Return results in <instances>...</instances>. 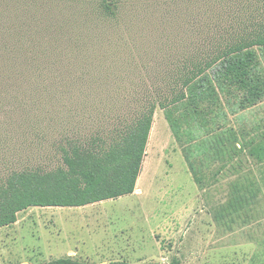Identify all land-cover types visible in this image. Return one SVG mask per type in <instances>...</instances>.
<instances>
[{"label":"rangeland","instance_id":"374dc122","mask_svg":"<svg viewBox=\"0 0 264 264\" xmlns=\"http://www.w3.org/2000/svg\"><path fill=\"white\" fill-rule=\"evenodd\" d=\"M261 1L117 0L118 17L109 19L101 0H0V73L8 85L0 87V177L60 166L61 137L111 130L148 92L167 93L168 74L181 72L183 57L218 37L210 22L226 24L233 9L245 14ZM221 103L228 113L222 130L195 127L187 135L183 124L180 139L157 108L134 196L21 212L0 229V264L67 257L90 264H169L174 257L181 264H264L260 220L253 215L250 229H232L228 221L229 213L246 211L248 199L229 190L246 182L264 191V162L250 153L264 138V101L237 114L230 110L235 97L221 96ZM242 173L246 181L232 179ZM216 184L222 194L211 207L204 193ZM256 195L249 201H264V193ZM246 212L260 218L264 207Z\"/></svg>","mask_w":264,"mask_h":264},{"label":"trees","instance_id":"16d2710c","mask_svg":"<svg viewBox=\"0 0 264 264\" xmlns=\"http://www.w3.org/2000/svg\"><path fill=\"white\" fill-rule=\"evenodd\" d=\"M98 8L109 19L118 17L120 9L117 0H101ZM229 14L227 25L210 22L208 27L215 29L218 37L206 43L202 53L184 56L181 72L168 74L172 84L167 93L161 89L157 98L148 92L135 101L137 108L129 111L131 115L121 118L111 130L78 138L65 134L56 144L61 158L57 168L12 170L7 177H0V229L14 225L18 215L30 208H83L133 195L157 108L164 110L174 135L180 139L183 124L190 128L187 135H192L195 127L224 128L228 113L222 108L221 96L236 98L232 114L263 102L264 0L252 4L245 14L235 9ZM1 76L0 87L8 86ZM220 119L224 123H218ZM262 143L250 151L263 160L261 163ZM46 264L90 263L67 257ZM169 264L181 261L174 257Z\"/></svg>","mask_w":264,"mask_h":264},{"label":"crops","instance_id":"0c3cea01","mask_svg":"<svg viewBox=\"0 0 264 264\" xmlns=\"http://www.w3.org/2000/svg\"><path fill=\"white\" fill-rule=\"evenodd\" d=\"M252 169H250V170H245L246 172L245 173H247L248 171H251ZM240 177H243L244 178V180L246 181V178H247V176L246 175H244L243 173L242 174H239V175H237L236 177H233L232 179H236V178H240ZM249 178L251 177V175H249L248 176ZM258 177V176H257ZM232 179H227V181H230V180H232ZM260 179H262L263 180V182H264V175L263 176H261L260 178L258 177V180H260ZM226 181V182H227ZM138 182H139V180H138ZM246 182H244V187L245 188H243V189H239V190H235V189H232V190H229V191H231L232 193H231V197L232 198H248V199H245V201H244V203H243V201L241 202V203H243V205H244V207H245V209H246V211H247V209H249V211H251L252 210V206L253 205H258V206H263L264 207V201H262L261 199H259V201H249V199H252L253 197H258V195H256V194H263L264 193V191H262V190H260V193L258 192V191H252L251 189H249L250 188V186H248L247 188H246ZM137 185H138V183H137ZM220 184H216L214 187H212L211 188V191H205V193H204V196L206 197V199H207V202H208V204L212 207L213 205H214V203L216 202V204H215V206L216 205H218L217 204V202L219 201V199H218V196L220 195V194H222V193H219L220 191H221V189H220ZM138 187V186H137ZM135 195V193L133 194V195H131V196H134ZM229 195H228V197H229ZM216 197H217V199H216ZM260 197V196H259ZM213 202V203H212ZM214 206V207H215ZM243 210V212L242 211H240V210H237L236 212H231V213H229V216H228V221L231 223V225H234V226H229V225H227L228 227H225L226 229H229L230 227L232 228V229H239V227H240V224H242V228H245V229H250V228H252V223H253V221H256V220H254L253 219V217L255 216L256 217V219H257V222L260 220V222H261V224H260V227H261V233H260V235H261V239H262V241H264V215L261 217L260 216V218H259V216H257V214H255V213H248V212H246L244 209H242ZM260 212V211H259ZM254 215V216H253ZM240 216H242V221H241V218H240ZM216 219V218H215ZM214 219V220H215ZM219 221V219H216L215 221H214V225L217 223L216 221ZM244 221V222H243ZM227 222V221H226ZM220 223V222H219ZM249 223H251V224H249ZM214 225H212L213 227H214ZM236 225H237V227H236ZM249 225V226H248ZM251 225V226H250Z\"/></svg>","mask_w":264,"mask_h":264}]
</instances>
